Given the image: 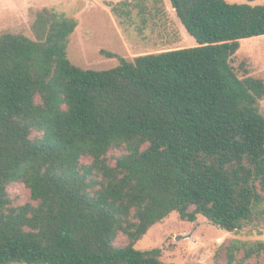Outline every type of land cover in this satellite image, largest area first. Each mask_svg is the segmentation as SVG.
I'll return each instance as SVG.
<instances>
[{"label": "trees", "instance_id": "obj_1", "mask_svg": "<svg viewBox=\"0 0 264 264\" xmlns=\"http://www.w3.org/2000/svg\"><path fill=\"white\" fill-rule=\"evenodd\" d=\"M171 3L197 45L103 51L119 58L105 70L71 62L78 21L53 8L36 39L0 35V264H174L136 247L172 212L229 232L264 223V79L233 64L242 40L264 35V4ZM225 249L227 264H264V240Z\"/></svg>", "mask_w": 264, "mask_h": 264}, {"label": "rangeland", "instance_id": "obj_2", "mask_svg": "<svg viewBox=\"0 0 264 264\" xmlns=\"http://www.w3.org/2000/svg\"><path fill=\"white\" fill-rule=\"evenodd\" d=\"M122 1L129 4H121ZM227 1L264 4V0ZM114 6L131 12L126 16L121 12L116 14ZM43 8H53L78 21L67 51L71 62L83 69L105 70L119 64L118 57H108L103 51L133 60L139 55L197 45L181 23L171 0H0V35L20 33L36 39L33 24ZM233 64L240 76L248 70V75L264 79V35L242 40ZM259 107L264 114V99L259 101ZM123 152L124 149L114 148L110 155ZM9 192L16 205L30 199V191L23 184L10 186ZM234 239L264 240V223H246L241 231L229 232L212 225L202 215L195 222H189L182 220L178 212H172L151 227L136 247L160 248L162 260L168 263L227 264L225 246ZM126 243V236L120 234L117 244Z\"/></svg>", "mask_w": 264, "mask_h": 264}, {"label": "crops", "instance_id": "obj_3", "mask_svg": "<svg viewBox=\"0 0 264 264\" xmlns=\"http://www.w3.org/2000/svg\"><path fill=\"white\" fill-rule=\"evenodd\" d=\"M191 46H194V44H191Z\"/></svg>", "mask_w": 264, "mask_h": 264}]
</instances>
